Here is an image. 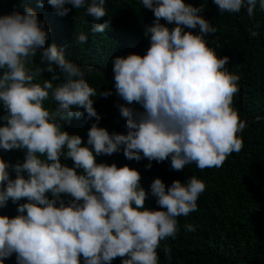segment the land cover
Segmentation results:
<instances>
[{
	"label": "clouds",
	"instance_id": "1",
	"mask_svg": "<svg viewBox=\"0 0 264 264\" xmlns=\"http://www.w3.org/2000/svg\"><path fill=\"white\" fill-rule=\"evenodd\" d=\"M38 3L44 6V0ZM213 3L221 13H238L246 7L251 16L257 0ZM47 4L60 16L71 10L66 5L85 8L94 21L107 15L106 0H47ZM141 4L155 17L144 29L150 46L143 56L114 57V80L110 78L125 101L116 106L125 118L127 134H110L93 123L86 145L80 136L62 130V122L85 113L88 119L100 120L93 107L96 90L85 80V71L93 68L81 69L55 44L45 47L49 33L31 7L0 16V104L5 110L0 119L6 121L0 126V149L25 152L23 163L10 165L0 158V208L9 200L18 205L16 216L0 215V264H111L118 257L121 264H159L160 242L175 238L177 217L197 210L204 182L191 176L166 188L155 178L150 192L159 208L149 209L148 193L136 169L97 163L96 157L123 147L129 160L170 158L173 170L193 163L204 170L222 167L229 155L243 148L238 134L245 122L233 107L239 76L227 70L228 56L220 57L208 46L206 37L216 29L200 15L203 6L184 0H141ZM259 7L264 10V0H259ZM109 26L108 20L93 23L91 31L103 33ZM197 27L195 34L185 31ZM77 42H87L83 32ZM38 49L47 66L32 70L27 64ZM44 72L51 74L50 79L43 85L35 83ZM58 73L64 80L54 88ZM50 93L57 105L51 111L44 107ZM99 95L108 97L111 91ZM134 103L143 111L129 106ZM62 156L70 158L73 167L62 164ZM21 200L27 202L18 203ZM185 227L196 230L192 224ZM169 252L166 247V256Z\"/></svg>",
	"mask_w": 264,
	"mask_h": 264
},
{
	"label": "trees",
	"instance_id": "2",
	"mask_svg": "<svg viewBox=\"0 0 264 264\" xmlns=\"http://www.w3.org/2000/svg\"><path fill=\"white\" fill-rule=\"evenodd\" d=\"M13 1L0 0V16L12 13L14 6L15 11L20 13L24 12L26 6L31 7L49 33L45 47L55 44L57 48H63L65 58L81 69H99L114 77V57L130 53L143 56L150 46L144 29L153 23L155 17L151 10L141 4V0H106L107 15L101 21H94L86 15L85 8L74 9L66 5L71 10L67 15L60 16L47 4V0H44L43 7L39 6L38 0ZM184 2L194 7L203 6L200 15L216 29L215 33L206 37L208 46L214 48L218 56H228L227 70L239 76V91L233 98V107L240 120L245 122L244 129L238 134L242 138L243 148L229 155L222 167L204 170L198 169L194 163L181 171L173 170L170 158L162 162L146 158L129 160L123 155V147L112 155L97 156L96 162L115 163L117 167L127 165L136 169L141 176L140 184L148 193L145 207L149 209L159 208L150 192V184L155 178H160L166 188L174 180L184 183L191 176L204 182L206 187L197 199V210L177 217L175 238L169 237L160 242L157 249L159 264H264V10L260 9L259 0L251 16L246 7L238 13H221L213 0ZM105 20L109 21L110 26L103 33L91 31L93 23H103ZM161 23L166 24L163 20ZM167 27L172 28L174 24H167ZM185 31L195 34L199 28H186ZM81 32L87 37L86 43L77 42ZM252 32L257 34L252 36ZM40 51L38 49L37 54L29 59L27 66L32 70L47 66L40 61ZM58 74L60 80L52 81L54 88L64 80V74ZM50 75L44 72L34 82L43 85ZM85 80L96 90L97 95L92 97L93 107L100 120L88 119L85 113L80 118L63 121L62 130L69 135L80 136L84 145L93 123L110 134H127L125 118L116 106L125 101L116 94L115 82L95 71H85ZM104 91H111V95L100 96L99 93ZM56 106L50 93L44 107L51 111ZM129 106L143 111L138 104ZM3 115L5 110L0 104V117ZM5 123L0 119V126ZM0 158L10 165L23 163L25 152L0 149ZM60 161L73 167L70 158L62 156ZM149 164L151 167H146ZM8 171L10 178L14 179L15 172L11 167ZM24 175L26 177V173ZM64 199L67 201L70 198ZM26 202L21 200L18 203ZM17 206L9 200L6 207L0 208V215L16 216ZM188 224H192L196 230L187 231L185 225ZM166 247L170 249L167 256ZM111 264H121V258L114 259Z\"/></svg>",
	"mask_w": 264,
	"mask_h": 264
},
{
	"label": "water",
	"instance_id": "3",
	"mask_svg": "<svg viewBox=\"0 0 264 264\" xmlns=\"http://www.w3.org/2000/svg\"><path fill=\"white\" fill-rule=\"evenodd\" d=\"M13 3H15V0L13 1ZM13 6H14V4H13ZM14 11H15V6L13 7V12H14ZM91 70H93V71H95V72H97V73H99V74H102V75H104V76H106V77H109V78H111V79L114 80V77H113V76H110V75L106 74L105 72H103V71H101V70H99V69H91Z\"/></svg>",
	"mask_w": 264,
	"mask_h": 264
}]
</instances>
